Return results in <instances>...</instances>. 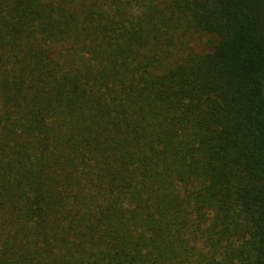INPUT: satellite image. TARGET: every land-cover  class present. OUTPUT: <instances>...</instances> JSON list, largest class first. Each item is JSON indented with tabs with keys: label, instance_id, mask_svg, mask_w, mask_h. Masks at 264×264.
Wrapping results in <instances>:
<instances>
[{
	"label": "trees",
	"instance_id": "16d2710c",
	"mask_svg": "<svg viewBox=\"0 0 264 264\" xmlns=\"http://www.w3.org/2000/svg\"><path fill=\"white\" fill-rule=\"evenodd\" d=\"M0 264H264V0H0Z\"/></svg>",
	"mask_w": 264,
	"mask_h": 264
}]
</instances>
